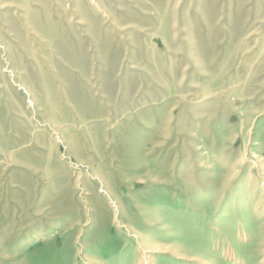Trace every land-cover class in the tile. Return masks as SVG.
<instances>
[{
    "label": "rangeland",
    "instance_id": "374dc122",
    "mask_svg": "<svg viewBox=\"0 0 264 264\" xmlns=\"http://www.w3.org/2000/svg\"><path fill=\"white\" fill-rule=\"evenodd\" d=\"M263 195L264 0H0V264H264Z\"/></svg>",
    "mask_w": 264,
    "mask_h": 264
},
{
    "label": "bare ground",
    "instance_id": "6f19581e",
    "mask_svg": "<svg viewBox=\"0 0 264 264\" xmlns=\"http://www.w3.org/2000/svg\"><path fill=\"white\" fill-rule=\"evenodd\" d=\"M261 203L264 204V195L262 197ZM155 252H158L159 255H164V254L170 253V251L168 250V248L165 247V246L163 247V246H160V245H153V246L144 247V249L142 250V253L143 254L141 253L142 254L141 255L142 261L140 260L141 262L139 261L140 262L139 264H158L157 262H154L153 260L152 261L149 260V258L151 257V255H153ZM225 252H226L225 253L226 256L229 259H231V260L235 259V253L233 251H229V250L226 249ZM172 256L175 257V258H177L178 260H183V261L184 260H188V261L192 260V261H195L196 264H217V263H214L212 261H209L207 258L203 257L200 254H198V255H192L189 258H187L186 255L183 254L182 252H176Z\"/></svg>",
    "mask_w": 264,
    "mask_h": 264
}]
</instances>
